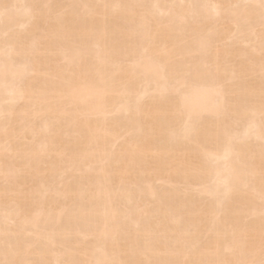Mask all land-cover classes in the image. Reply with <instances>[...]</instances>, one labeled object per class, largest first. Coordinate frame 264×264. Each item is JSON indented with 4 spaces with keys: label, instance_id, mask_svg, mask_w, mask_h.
Wrapping results in <instances>:
<instances>
[{
    "label": "bare ground",
    "instance_id": "obj_1",
    "mask_svg": "<svg viewBox=\"0 0 264 264\" xmlns=\"http://www.w3.org/2000/svg\"><path fill=\"white\" fill-rule=\"evenodd\" d=\"M259 4L0 0V261L260 264Z\"/></svg>",
    "mask_w": 264,
    "mask_h": 264
},
{
    "label": "snow or ice",
    "instance_id": "obj_2",
    "mask_svg": "<svg viewBox=\"0 0 264 264\" xmlns=\"http://www.w3.org/2000/svg\"><path fill=\"white\" fill-rule=\"evenodd\" d=\"M45 7H52L51 5H45ZM195 7V5H193ZM259 7L261 9V16H262V25H264V0H260ZM5 13H0V16L4 15ZM264 30V29H262ZM0 264H14V262L8 261H0ZM254 264V262H253ZM260 264H264V259H261Z\"/></svg>",
    "mask_w": 264,
    "mask_h": 264
}]
</instances>
